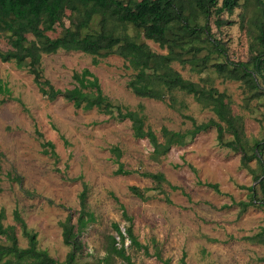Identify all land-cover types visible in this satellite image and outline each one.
<instances>
[{"label": "rangeland", "instance_id": "374dc122", "mask_svg": "<svg viewBox=\"0 0 264 264\" xmlns=\"http://www.w3.org/2000/svg\"><path fill=\"white\" fill-rule=\"evenodd\" d=\"M241 4L232 16L225 15L232 25L223 32L231 59L245 62L250 37L242 14L249 16L252 7L244 1ZM68 16L77 20L76 14L68 12ZM213 29L219 34L215 26ZM60 32L51 36L56 38ZM146 42L155 52L166 53L158 44ZM0 46L4 50L11 47L1 34ZM175 68L185 78L200 82L188 69ZM43 69L45 77L61 90L73 89L77 86L73 74L89 69L112 101L132 110L144 106L147 125L160 141L163 127L178 132L192 127L166 103L134 95L127 87L132 71L124 68V60L118 56L95 66L89 55L60 51L43 56ZM208 75L214 86L230 97L234 114L243 117L247 137L252 143L263 141L264 97L254 99L243 84L224 81L212 71ZM0 81L12 92V99L0 94V101L4 100L0 104V211L6 213L4 224L16 227L22 248L28 247V240L14 218L16 210L38 234L39 249L65 262L71 248L64 243L62 223L69 215L76 223L86 184L87 210L96 221L81 235L84 248L80 264H98L110 254L112 238L119 239L114 224L123 232L132 226L138 241L149 246L147 255L126 241L133 264H165L155 256L157 251L163 260H170L169 264H264V244L248 240L264 229V207H251L241 214L238 205L249 200V188L256 186L255 175L260 173L257 161L250 163V170L244 169L241 155L219 144L216 129L200 134L186 147H174L155 161L153 147L147 139L134 137L129 121H116L96 109H76L62 97L48 100L39 93L33 76L14 63L0 60ZM86 92L95 93L93 89ZM177 98L187 105L185 115L198 124L218 120L191 96L177 94ZM48 141L55 145L57 158L45 154L43 143ZM116 148L123 153L120 163L125 169L163 173L179 190L163 185L164 191L151 192L148 201L133 196L129 191L132 186L146 189L157 185L139 173L116 175ZM208 183L219 184L221 193L206 186ZM124 211L130 222L123 217ZM119 248L117 245L112 250V264H127Z\"/></svg>", "mask_w": 264, "mask_h": 264}, {"label": "trees", "instance_id": "16d2710c", "mask_svg": "<svg viewBox=\"0 0 264 264\" xmlns=\"http://www.w3.org/2000/svg\"><path fill=\"white\" fill-rule=\"evenodd\" d=\"M241 1L252 7L249 16L245 12L242 14L250 37L249 59L245 62L231 59L229 41L225 40L223 32L232 25L225 15L232 16L242 7ZM68 12L76 14L77 20L72 21ZM213 26L219 34L214 32ZM59 29V36L53 38L51 34ZM0 34L11 46L9 50L0 46V60L14 63L19 70L32 75L40 94L50 101L62 97L76 109H96L116 121H129L134 137L147 139L153 147L155 161L167 156L174 147H186L200 134L216 129L219 144L240 154L244 169L250 170V163L256 160L260 170L255 175L256 186L249 188V200L238 203L241 214L251 207H264V140L252 143L246 135L243 117L234 114L230 97L220 92L208 75L212 71L224 81L243 84L254 99L264 97V0H0ZM146 41L158 44L166 53L155 52ZM60 51L89 55L95 66L111 56L122 58L124 68L132 71L127 87L134 95L166 103L184 120L190 121L192 127L185 132L163 127V140L160 141L147 125L144 106L132 110L112 101L104 95L99 78L89 69L73 74L77 83L73 89H56L44 75L43 56ZM175 65L199 76L200 82L185 78ZM88 89L95 93L90 95L86 92ZM0 94L12 99L11 90L2 81ZM177 94L191 96L204 109L212 111L218 120L198 124L193 117L185 115L187 105L178 100ZM15 100L21 103L19 99ZM3 103L4 100L0 101ZM227 135L231 137L227 138ZM43 147L45 154L57 158L52 142H44ZM113 152L119 164L116 175L139 173L157 185L146 189L132 186L129 191L133 196L148 201L152 198L151 192L164 191L163 185L172 191L179 190L163 173L125 169L120 163L122 151L116 148ZM206 186L221 193L219 184L208 183ZM87 197L88 186L85 184L80 195L82 209L76 223L73 215L62 223L64 243L71 248L63 263L39 249L38 234L29 229L16 210L14 218L28 240V247L22 248L16 227L4 224L6 213L1 210L0 264H80L84 248L81 235L96 221L94 214L87 210ZM167 202L171 203V200L167 198ZM123 217L131 221L125 211ZM114 229L119 239L112 238L110 254L98 264H112V250L117 245H120V253L127 264H133L127 254V240L132 248L149 254V246L138 241L132 226L123 232L118 224H114ZM248 240L264 244V229ZM155 256L165 264L170 263V260H163L159 251ZM261 261L264 262V258Z\"/></svg>", "mask_w": 264, "mask_h": 264}]
</instances>
